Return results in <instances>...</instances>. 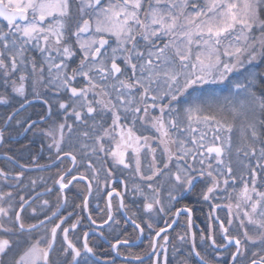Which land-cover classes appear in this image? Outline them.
Returning <instances> with one entry per match:
<instances>
[{
  "label": "snow or ice",
  "instance_id": "6c2138e0",
  "mask_svg": "<svg viewBox=\"0 0 264 264\" xmlns=\"http://www.w3.org/2000/svg\"><path fill=\"white\" fill-rule=\"evenodd\" d=\"M0 87V264H264V0H0Z\"/></svg>",
  "mask_w": 264,
  "mask_h": 264
},
{
  "label": "flooded vegetation",
  "instance_id": "af4514ba",
  "mask_svg": "<svg viewBox=\"0 0 264 264\" xmlns=\"http://www.w3.org/2000/svg\"><path fill=\"white\" fill-rule=\"evenodd\" d=\"M2 90H3V88L0 87V91H2ZM2 110L3 109L0 108V111H2ZM31 139H32V143L30 145V150H25V149L21 148V144H27L28 143V141H26L24 139V137L19 138V141H20L19 143H17L16 140L13 139V141L10 144V149H7V150H10L13 154H15L18 158H20L21 163H30V156L33 154H36V153L40 154V159L38 161L40 164L49 166L52 163H54V161L48 159V154L46 152L41 151L40 139L39 138H31ZM5 150L6 149L0 147V167H4L7 170H12V171L20 170L18 168V166L11 165L9 162L6 161V159L2 155L3 151H5ZM65 166H67V162H65L64 165H60V162H58L56 165L49 167V168L45 167L43 169H37L35 167H32V168L26 170L25 182L27 183L28 177L37 179L38 182H37V185H36L34 191H32L31 186H29L28 188H21L19 190L20 194L28 195L30 193L31 195L34 196L36 193H41L42 194L41 199H48L54 204L55 200H56L57 189H58V185L54 184V179L56 178L58 167L62 169ZM39 177H44L46 183L42 184L39 181ZM46 187H51L53 189V191L51 193L45 192L44 189ZM0 188H3L2 183H0ZM80 188H83V185H81ZM4 190H9V189L4 188ZM76 191H77L76 188H72L70 191H68L67 194L69 196L70 201L75 196ZM196 200H197V197L194 194H185V198L182 199L180 204H177L176 207H182L183 205L188 204L189 206H192L195 208L196 211L194 213V222H195V229L194 230L199 233V231L201 229H205L207 227V223H208L207 215L209 213V208H208L207 204L197 203ZM75 202L79 203V199H76ZM97 203H99L101 208L104 207V200L103 199L97 200V198L94 194L93 197L90 198V209L93 211L94 216L97 214L96 213ZM69 210H71V209H69ZM77 211H79V210H77ZM26 213L30 214V209H26ZM82 215L86 216L87 213H83ZM220 215L223 216L224 214L220 213ZM164 219H169V218L164 217ZM87 223L88 222L85 219L84 225H83L84 228H86ZM183 223H184V217L181 216V217H179V224L183 225ZM159 226H161V227L164 226V220L159 221ZM174 228H176V226H174ZM180 230H181L180 228H176V231H180ZM128 231H129L130 237L134 239L136 234L134 232H132V229L130 226L128 228ZM169 232L171 233V235L173 237L175 236V232L173 230L170 229ZM78 234H82V233L78 232ZM146 245H147L146 239H142L141 241H136V246L133 248V251H143V249L146 247Z\"/></svg>",
  "mask_w": 264,
  "mask_h": 264
},
{
  "label": "water",
  "instance_id": "95a60500",
  "mask_svg": "<svg viewBox=\"0 0 264 264\" xmlns=\"http://www.w3.org/2000/svg\"><path fill=\"white\" fill-rule=\"evenodd\" d=\"M58 162H59V161H56V162L52 163L51 165L46 166V168L52 167V166L56 165Z\"/></svg>",
  "mask_w": 264,
  "mask_h": 264
}]
</instances>
